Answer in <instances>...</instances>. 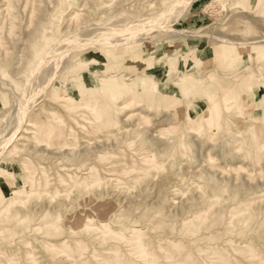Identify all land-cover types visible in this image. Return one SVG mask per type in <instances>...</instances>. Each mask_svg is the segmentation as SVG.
I'll return each mask as SVG.
<instances>
[{"label": "rangeland", "instance_id": "374dc122", "mask_svg": "<svg viewBox=\"0 0 264 264\" xmlns=\"http://www.w3.org/2000/svg\"><path fill=\"white\" fill-rule=\"evenodd\" d=\"M89 1L0 0V264H264V0Z\"/></svg>", "mask_w": 264, "mask_h": 264}, {"label": "bare ground", "instance_id": "6f19581e", "mask_svg": "<svg viewBox=\"0 0 264 264\" xmlns=\"http://www.w3.org/2000/svg\"><path fill=\"white\" fill-rule=\"evenodd\" d=\"M88 1H89V0H88ZM105 1H106V0H105ZM120 1H121V0H120ZM135 1H136V0H135ZM142 1H143V0H142ZM183 1H185V0H171L170 2H168V3H169L168 5H166L163 9H161L160 12H157L156 14H154L155 17H153V16L151 17V16H150L151 20L155 18V20L157 21L158 19L162 20V18H164V17L167 18V15H168L169 10H170L171 8H172V10H173V8L176 9L175 6L181 5V3H185V2H183ZM186 1H187V0H186ZM86 2H87V1H86ZM89 2H90V1H89ZM102 2H103V1H102ZM115 2H116V0H115ZM133 2H134V1H133ZM133 2H131V3H133ZM156 2H157V1H156ZM118 3H119V1H118ZM121 3H122V2H121ZM153 3H154V2L151 1L149 4H150L151 6H153V5H154ZM147 4H148V3H147ZM149 4H148V5H149ZM185 4H186V3H185ZM110 5H111V4H110ZM112 5H114V4H112ZM112 5H111V6H112ZM116 5H117V4H116ZM119 5H120V4H119ZM129 5H131V4H129ZM154 6H155V5H154ZM157 6H158V5H157ZM210 6H211V5H210ZM108 7H109V6H108ZM112 7H113V6H112ZM120 7H121V6H120ZM113 8H114V7H113ZM178 8H180V6H179ZM109 9L111 10V7H110ZM184 9H185V8H184ZM106 10H107V9H106ZM172 10H171V11H172ZM153 11H154V10H153ZM94 12H96V11H94ZM109 12H110V11H109ZM143 12H144V11H143ZM235 12H236V11H235ZM252 13H253V12H252ZM231 14H232V13H231ZM241 14H242V13H241ZM253 14H254V13H253ZM146 15H147V14H146ZM169 15H170V14H169ZM232 15H233V14H232ZM237 15H238V14H237ZM254 15H255V14H254ZM100 16H101V15H100ZM138 16H139V15H138ZM147 17H149V16H147ZM227 17H228V16H227ZM244 17H245V16H244ZM109 18H110V17H109ZM109 18H108V19H109ZM112 18H113V17H112ZM114 18H115V17H114ZM127 18H128V17H127ZM150 18H149V19H150ZM140 19H141V18H140ZM145 19H146V18H145ZM169 19H170V18H169ZM175 19H176V17H175ZM229 19H230V18H229ZM124 20H125V19H124ZM142 20H143V18H142ZM142 20H141V21H142ZM125 21L127 22V20H125ZM143 21H144V20H143ZM162 21H163V20H162ZM175 21H176V20H175ZM97 22H98V21H97ZM132 22H133V21H132ZM138 22H140V20H139ZM138 22H135V23H138ZM145 22H146V21H145ZM147 22H148V21H147ZM147 22H146V23H147ZM254 22H255V21H254ZM112 23H113V22H112ZM120 23H121V22H120ZM223 23H224V22H223ZM223 23H222V26L224 25ZM94 24H95V23H94ZM109 24H110V23H109ZM118 24H119V22H118ZM140 24H141V22H140ZM150 24H151V23H150ZM156 24H157V23H156ZM156 24H154V25H156ZM231 24H232V23H231ZM231 24H229V26H230ZM238 24H239V23H238ZM245 24H246V23H245ZM96 25H97V23H96ZM100 25H101V24H100ZM147 25H148V24H147ZM227 25H228V24H227ZM87 26H88V25H87ZM92 26H93V25H92ZM92 26H91V27H92ZM114 26H115V25H114ZM136 26H137V25H136ZM141 26H142V25H141ZM144 26H145V25H144ZM252 26H253V25H252ZM104 27H105V26H104ZM108 27H109V26H108ZM237 27H238V26H237ZM99 28H100V27H99ZM111 28H112V27H111ZM117 28H118V27H117ZM233 28H234V27H233ZM239 28H240V27H239ZM83 29H84V28H83ZM106 29H109V28H106ZM112 29H113V28H112ZM89 31H90V30H89ZM249 31H250V30H249ZM87 32H88V31H87ZM93 32H95V31H93ZM97 32H98V31H97ZM233 32H234V31H233ZM246 32H247V31H246ZM251 32H252V31H251ZM254 32H255V31H254ZM98 33H99V32H98ZM98 33H97V34H98ZM101 33H102V32H101ZM101 33H100V34H101ZM116 33H117V32H116ZM91 34H92V33H91ZM91 34H90V35H91ZM94 34H96V32H95ZM97 34H96V35H97ZM247 34H248V33H247ZM259 34H260V33H259ZM90 35H89V36H90ZM219 35H221V34H219ZM86 36H87V35H86ZM86 36H85V37H86ZM89 36H88V37H89ZM110 36H111V35H110ZM73 37H74V36H73ZM226 37H227V36H226ZM86 38H87V37H86ZM212 38H213V37H212ZM223 38H224V37H223ZM237 38H238V37H237ZM89 40H90V39H89ZM116 40H117V39H116ZM126 40H127V39H126ZM126 40H125V41H126ZM230 40H231V39H230ZM233 40H234V39H233ZM102 41H103V40H102ZM111 41H112V40H111ZM129 41H130V40H129ZM89 42L91 43V40H90ZM94 42H95V41H94ZM107 42H108V41H107ZM118 42H119V41H118ZM121 42H122V41H121ZM123 42H124V41H123ZM126 42H127V41H126ZM126 42H125V43H126ZM130 42H132V41H130ZM222 42H223V41H222ZM226 42H227V41H226ZM125 43H124V44H125ZM235 43H236V41H235ZM238 43H239V42H238ZM80 44H81V43H80ZM101 44H102V43H101ZM109 44H110V43H109ZM111 44H112V43H111ZM111 44H110V45H111ZM117 44L120 45L121 43H120V44L117 43ZM127 44H128V43H127ZM91 45H92V44H91ZM98 45H99V44H98ZM113 45H114V44H113ZM104 47H105V46H104ZM111 47H112V46H111ZM64 48H65V47H64ZM108 48H109V47H108ZM114 48H115V47H114ZM116 48H117V47H116ZM53 49H54V48H53ZM59 50H60V49H59ZM25 53H26V52H25ZM50 53H51V52H50ZM19 55H20V54H19ZM19 55H18V56H19ZM48 55H49V54H48ZM54 55H55V54H54ZM51 56H52V55H51ZM22 57H23V56H22ZM54 57H55V56H54ZM19 58H20V57H19ZM49 58H50V57H49ZM51 58H52V57H51ZM53 59H54V58H53ZM42 60H43V58H42ZM49 60H50V59H49ZM61 60H62V58H61ZM19 61H20V60H19ZM58 61H59V60H58ZM46 62H47V61H46ZM60 62H61V61H60ZM47 63H48V62H47ZM53 63H54V62H53ZM53 63H51V65H52ZM55 63H57V62H55ZM21 64H22V63H21ZM37 64H38V63H37ZM58 64H59V63H58ZM46 65H47V64H46ZM46 65H45V66H46ZM54 65H55V64H54ZM62 65H63V64H62ZM41 66H43V65H41ZM45 66H44V67H45ZM46 67H47V66H46ZM46 67H45V68H46ZM53 67H55V66H53ZM20 68H21V66H20ZM47 68H48V67H47ZM62 68H63V67H62ZM58 70H59V69H58ZM60 70H61V69H60ZM47 72H48V71H47ZM41 73H42V72H41ZM48 73H49V72H48ZM37 74H40V73H37ZM37 74H36V75H37ZM43 74H45V73H43ZM43 76H44V75H43ZM31 77H33V76L31 75ZM31 77H30V79H31ZM36 77H37V76H36ZM36 77H35V78H36ZM40 77H41V76H40ZM228 77H229V76H228ZM257 78H258V77H257ZM33 79H34V78H33ZM36 79H37V78H36ZM40 79H42V78H40ZM40 79H39V81H40ZM215 79H216V78H215ZM258 79H259V78H258ZM37 80H38V79H37ZM46 80H47V79H46ZM31 81H32V80H31ZM33 81H34V80H33ZM47 81H48V80H47ZM47 81H46V82H47ZM67 82H68V81H67ZM29 83H30V82H29ZM35 83H38V82H35ZM32 84H33V83H32ZM32 84H30V85H32ZM44 84H45V83H44ZM30 85H28V86H30ZM26 87H27V86H26ZM26 90H27V89H26ZM29 91H30V89H29ZM29 91H27V92H29ZM27 92H26V93H27ZM53 92H54V91H53ZM28 94H29V93H28ZM234 94H235V93H234ZM26 95H27V94H26ZM232 95H233V94H232ZM230 96H231V95H230ZM233 97H234V96H233ZM20 99H21V98H20ZM231 99H232V98H231ZM43 100H44V99H43ZM229 100H230V99H229ZM213 101H214V100H213ZM20 102H22V101H20ZM239 102H240V101H239ZM32 103H33V102H32ZM36 103H37V102H36ZM26 104H27V103H26ZM34 104H35V103H34ZM80 104H81V103H80ZM212 104H213V103H212ZM27 106H28V105H27ZM32 106H33V105H32ZM13 107H14V106H13ZM16 107H17V106H16ZM24 107H25V106H24ZM218 108H219V107H218ZM17 109H18V107H17ZM30 109H31V107H30ZM214 109H215L214 107H209V108H208V111L211 112V114H210L211 116H213L212 114L214 113ZM25 111H26V110H25ZM215 111H216V110H215ZM221 111H222V110H221ZM16 112H17V110H16ZM29 112H30V111H29ZM24 113H25V112H24ZM27 113H28V112H26V114H27ZM222 114H223V113H222ZM14 115L16 116V113H15ZM27 115H28V114H27ZM81 115H82V114H81ZM56 116H57V115H56ZM27 117H28V116H27ZM205 117H206V112H205L203 115H201V117H200L199 119H197V120H198V127H199V126H200V127H201V126H204V125H202V122H203V120H204ZM209 118H210V117H209ZM21 120H23V119H21ZM89 120H90V119H89ZM27 121H28V120H27ZM76 121H77V120H76ZM81 121H82V120H81ZM95 121H96V120H95ZM93 122H94V121H93ZM213 123H214V121H213ZM73 124H74V123H73ZM78 124H79V123H78ZM50 125H51V124H50ZM50 125H48V126H50ZM87 125H88V124H87ZM187 125H188V124H187ZM212 125H213V124H212ZM23 126H24V125H23ZM64 126H65V125H64ZM70 126H71V125H70ZM70 126H69V127H70ZM32 127H33V126H32ZM37 127L39 128V125H38ZM43 127H44V126H43ZM46 127H47V126H46ZM88 127H89V126H88ZM25 128H26V127H25ZM38 128H37V131H38ZM44 128H45V127H44ZM47 128H48V127H47ZM66 128H67V127H66ZM76 128H77V127H76ZM80 128H81V127H80ZM91 128H92V127H91ZM183 128L185 129V127H183ZM17 129H18V128H17ZM21 129H22V128H21ZM26 129H27V128H26ZM32 129H33V128H32ZM78 129H79V128H78ZM35 130H36V129H35ZM44 130H45V129H44ZM73 130H74V129H73ZM19 131H20V130H19ZM21 131H22V130H21ZM23 132H24V131H23ZM85 132H86V131H85ZM20 133H22V132H20ZM25 133H26V132H25ZM32 133H33V132H32ZM66 133H67V132H66ZM81 133H82V132H81ZM83 134H84V133H83ZM263 134H264V133H263ZM33 135H34V134H33ZM35 135H36V134H35ZM35 135H34V137H36ZM38 135H39V134H38ZM20 136H21V135H20ZM17 137H18V136H17ZM56 137H57V135H56ZM88 137H89V136H88ZM8 138H9V137H8ZM46 138H47V137H46ZM33 139H34V138H33ZM39 139H40V138H39ZM230 139H232V138H230ZM35 140L38 141L37 137H36ZM40 140H41V139H40ZM122 140H123V139H122ZM122 140H121V141H122ZM238 140H239V139H238ZM15 141H16V140H15ZM20 141H21V140H20ZM22 141H23V139H22ZM32 141H33V140H32ZM43 141H44V140H43ZM239 141H241V140H239ZM34 142H35V141H34ZM44 142H45V141H44ZM51 142H52V141H51ZM237 142H238V141H237ZM48 143H49V142H48ZM88 143H89V142H88ZM235 143H236V142H235ZM8 144H9V143H8ZM21 144H22V143H21ZM50 144H51V143H50ZM50 144H49V146L52 145V144H51V145H50ZM109 144H110V143H109ZM233 144H234V143H233ZM238 144H239V143L236 144V145H237V148H241L240 145H238ZM240 144H241V143H240ZM41 145H42V144H41ZM107 145H108V144H107ZM5 146H6V145H5ZM8 146H9V145H8ZM10 146H11V145H10ZM52 146L55 147L54 144H53ZM102 146H103V145H102ZM109 146H110V145H109ZM109 146H108V147H109ZM127 146H128V145H127ZM231 146H233V145H231ZM238 146H239V147H238ZM241 146H242V145H241ZM243 146H244V145H243ZM243 146H242V147H243ZM29 147H30V146H29ZM32 147H33V146H32ZM111 147H112V146H111ZM5 148H6V147H5ZM39 148H40V147H39ZM56 148H57V147H56ZM126 148H127V147H126ZM126 148H123V149L126 150ZM129 148H131V146H130ZM237 148H236V149H237ZM34 149H36V148H34ZM34 149H33V151H34ZM64 149H66V148H64ZM72 149H73V148H72ZM123 149H122V150H123ZM136 149H137V148H136ZM241 149H242V148H241ZM30 150H31V149H30ZM39 150H40V149H39ZM41 150H43V149H41ZM56 150H57V149H56ZM124 150H123V151H124ZM137 150H138V149H137ZM139 150H140V149H139ZM139 150H138V151H139ZM254 150H255V149H254ZM97 151H98V150H97ZM120 151H121V150H120ZM123 151H122V152H123ZM5 152H6V151H5ZM64 152H65V151H64ZM66 152H67V151H66ZM102 152H103V151H102ZM102 152H101V153H102ZM118 152H119V151H118ZM122 152H121V153H122ZM126 152L128 153V151H126ZM142 152H143V151H142ZM51 153H52V152H51ZM54 153H55V152H54ZM121 153H120V154H121ZM129 153H130V152H129ZM129 153H128V155H130ZM131 153H132V151H131ZM254 153H255V152H254ZM35 154H36V153H35ZM45 154H46V153H45ZM45 154H44V155H45ZM58 154H59V153H58ZM60 154H62V153H60ZM60 154H59V155H60ZM67 154H68V153H67ZM67 154H66V155H67ZM114 154H115V153H114ZM122 154H123V153H122ZM149 154H150V153H149ZM54 155H55V154H54ZM94 155H95V154H94ZM111 155H112V154H111ZM115 155H116V154H115ZM117 155H118V154H117ZM123 155H124V154H123ZM123 155H122L121 157H124ZM125 155H126V153H125ZM133 155H134V154H133ZM135 155H138V154L136 153ZM141 155H142V154H141ZM34 156H35V155H34ZM49 157H50V156H49ZM37 158H38V157H37ZM97 158H98V157H97ZM107 158H108V157H107ZM60 159H61V158H60ZM60 159H59V160H60ZM116 159H117V158H116ZM116 159H115V161H118V163L122 165L123 162L120 163L121 161H120V160H116ZM123 159H124V158H123ZM128 159H129V158H128ZM128 159H127V161H129ZM133 159H134V158H133ZM133 159H132V161H134ZM136 159H138V158L136 157ZM25 160L27 161V159H25ZM47 160H48V159H47ZM54 160H55V159H54ZM101 160H102V159H101ZM30 161H31V160H30ZM99 161H100V159H99ZM113 161H114V160H113ZM122 161H124V160H122ZM127 161H126V162H127ZM130 161H131V158H130ZM28 162H29V161H28ZM106 162H107V161H106ZM111 162H112V161H111ZM112 163H113V162H112ZM118 163H117V165H119ZM134 163H135V162H134ZM38 164H39V163H38ZM106 164H107V163H106ZM110 164H111V163H110ZM126 164H127V163H126ZM126 164H125V165H126ZM129 164H130V163H129ZM137 164H139V163H137ZM31 165H32V164H31ZM115 165H116V164H115ZM117 165H116V167H117ZM130 165H133V164L131 163ZM28 166H29V165H28ZM34 166H35V165H34ZM34 166H33V167L31 166L32 169H33V168H37V167H34ZM59 166H60V165H59ZM91 166H92V165H91ZM93 166H94V165H93ZM104 166H105V165H104ZM108 166H109V165H108ZM122 166H123V165H122ZM31 167H30V168H31ZM110 167H111V165H110ZM110 167H109V168H110ZM155 167H156V166H155ZM158 167H159V166H158ZM88 168H89V167H88ZM91 168H92V167H91ZM95 168H97V167H95ZM106 168H107V167H106ZM112 168H113V167H112ZM118 168H119V167H118ZM160 168H162V167H160ZM101 169H102V168H101ZM41 170H42V169H41ZM65 170H67V169H65ZM96 170H97V169H96ZM117 170H118V169H117ZM120 170H122V169H120ZM98 171H99V170H98ZM104 171H105V170H104ZM109 171H110V170H109ZM56 172H57V171H56ZM60 172H61V171H60ZM63 172H65V171H63ZM63 172H62V173H63ZM68 172H69V171H68ZM72 172H73V170H72ZM114 172H117V171L115 170ZM123 172H124V169H123ZM28 173H29V172H28ZM85 173H86V172H85ZM101 173H104V174H105V172H101ZM109 173H110V172H109ZM126 173H127V172H126ZM30 174H32V172H31ZM33 174H34V173H33ZM35 174H36V172H35ZM35 174H34V175H35ZM37 174H38V173H37ZM57 174H58V172H57ZM68 174H69V173H68ZM73 174H75V172H73ZM86 174H87V173H86ZM48 175H50V174H48ZM54 175H56V174H54ZM69 175H70V174H69ZM87 175H88V174H87ZM95 175H96V174H95ZM102 175H103V174H102ZM102 175L99 176V177H102ZM30 176L32 177V175H30ZM41 176H42V175H41ZM44 176H45V175H44ZM66 176H68V175H66ZM74 176H75V175H74ZM89 176H90V175H89ZM89 176H88V178H90ZM91 176H92V175H91ZM96 176H97V175H96ZM111 176H112V175H111ZM116 176H117V175H116ZM27 177H28V178H31V177H29V176H27ZM34 177H35V176H34ZM61 177H63V176H61ZM61 177H60V178H61ZM70 177H72V176H70ZM70 177L68 178V181H69ZM76 177H78V175H77ZM76 177H75V178H76ZM81 177H83V176H81ZM85 177H86V176H84V178H85ZM97 177H98V176H97ZM97 177H96V178H97ZM113 177H114V176H113ZM119 177H120V175H119ZM45 178H46V177H45ZM55 178L57 179L56 176H55ZM55 178H53V179H55ZM63 178H64V177H63ZM72 178H73V177H72ZM75 178H74V179H75ZM86 178H87V177H86ZM108 178H109V175H108ZM114 178H115V177H114ZM123 178H124V177H123ZM31 179H32V178H31ZM66 179H67V178H66ZM98 179H99V178H98ZM98 179H97V180H98ZM27 180H29V179H27ZM32 180H34V179H32ZM36 180H38V179H36ZM36 180H35V181H36ZM43 180H44V179H43ZM51 180H52V179H51ZM84 180H86V179H84ZM87 180H88V179H87ZM90 180H92V179H90ZM93 180H94V179H93ZM115 180H116V178H115ZM117 180H118V179H117ZM119 180H120V178H119ZM126 180H127V179H126ZM45 181H47V178L45 179ZM45 181H44V182H45ZM49 181H50V180H49ZM49 181H48L47 183H49ZM56 181H57V180H56ZM59 181H60V180H59ZM70 181H71V180H70ZM70 181H69V182H70ZM73 181H75V180H73ZM81 181H82V180H81ZM81 181H80V183H81ZM121 181H122V180H121ZM39 182H40V181H39ZM39 182H38V183H39ZM52 182H53V181H52ZM76 182L78 183L79 181L76 180L75 183H76ZM88 182H89V181H88ZM95 182H96V181H95ZM112 182H114V180H113ZM118 182H119V181H118ZM36 183H37V182H36ZM54 183H55V182H54ZM77 183H76V184H77ZM39 184H40V183H39ZM44 184H45V183H44ZM44 184H43V185H44ZM58 184H59V183H58ZM58 184H57V185H58ZM70 184H71V182H70ZM72 184H73V182H72ZM72 184H71V185H72ZM37 185H38V184H37ZM37 185H36V186H37ZM40 185H41V184H40ZM51 185H52V184H51ZM90 185H91V184H90ZM36 186H35V188H36ZM78 186H79V185H78ZM78 186H77V187H78ZM86 186H87V185H86ZM43 187H44V186H43ZM43 187H42V188L40 187V188H41V189H45V188H43ZM46 187H47V186H46ZM63 187H64V186H63ZM73 187H74V184H73ZM75 187H76V186H75ZM65 188H67V187L65 186ZM37 189H38V188H37ZM48 189L51 190V186H50V188H48ZM57 189H58V188H57ZM33 190H35V189H33ZM53 190H54V189H53ZM39 191H40V189H39ZM55 191H57V190H55ZM58 191H59V190H58ZM58 191H57V192H58ZM33 192H34V191H33ZM37 192H38V190H37ZM43 192H44V191H43ZM40 193H41V192H40ZM47 193H49V192H47ZM30 194H31V193H30ZM48 196H49V195H48ZM82 196H83V195H82ZM13 197H14V196H13ZM9 198H10V197H9ZM3 200H4V199H3ZM3 200H2V202H3ZM5 200H6V199H5ZM8 201H10V200H8ZM11 201H12V199H11ZM76 203H77V202H76ZM0 206H1V204H0ZM2 206H3V205H2ZM37 224H38V223H37ZM104 225H105V223H104ZM107 226H108V225H107ZM149 226H150V225H149ZM99 227H100V224H99ZM134 227H135V226H134ZM32 229H33V231L37 232V228H36L35 226H34ZM109 231H110V230H109ZM133 231H134V228H133ZM130 233H133V232H130ZM129 235H132V234H129ZM117 237H118V236H117ZM120 238H121V237H120ZM124 239H125V238H124ZM62 240H63V239H62ZM62 243H63V241H62ZM119 243H120V242H119ZM126 246H127V245H126ZM127 247H128V246H127ZM129 248H131V247H129ZM131 249H132V248H131ZM133 249H134V248H133ZM133 249H132V250H133ZM135 250H137V249H135ZM127 251H128V250H127ZM144 251H146V250L143 249V253H144ZM147 251H148V250H147ZM147 251H146V252H147ZM131 252H132V251H131ZM134 252H136V251H134ZM136 253H137V252H136ZM139 253H142V249H141V252L139 251ZM147 253H148V252H147ZM118 254H119V252H118ZM118 254H117V255H118ZM122 254H123V253H122ZM131 254H132V253H131ZM150 254H151V253H149V255H150ZM117 255H116V256H117ZM125 255H126V254H125ZM132 255H133V254H132ZM135 255H136V254H135ZM145 255H147V254H145ZM149 255H148V256H149ZM120 258H121V257H120ZM135 258H136V257H135ZM140 258H141V257H140ZM136 259H137V258H136ZM144 259H145V258H144ZM169 259H170V258H169ZM4 260H5V262H6V261L13 260V261H14L13 264L16 263V261H17V259H16V260H15V259H12L11 257L6 256V255H5V257H4ZM141 260H143V259L141 258ZM147 260L149 261V259H147ZM123 261H125V260H123ZM139 261H140V260H139ZM116 262H118V261H116Z\"/></svg>", "mask_w": 264, "mask_h": 264}]
</instances>
